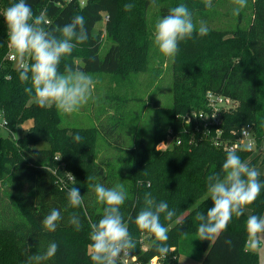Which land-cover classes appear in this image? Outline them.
Here are the masks:
<instances>
[{
    "label": "trees",
    "instance_id": "trees-1",
    "mask_svg": "<svg viewBox=\"0 0 264 264\" xmlns=\"http://www.w3.org/2000/svg\"><path fill=\"white\" fill-rule=\"evenodd\" d=\"M215 0H212L214 4ZM17 0H0V115L7 121L6 137H0V264H25L34 254H43L50 243L58 244L56 254L42 264H92L87 254L91 225L103 215V205L96 199L93 185L106 188L123 185L128 197L121 212L128 220L144 207L146 194L168 204L175 215L171 221L164 219L168 227L180 219L168 231L167 246L174 248L163 264H179L180 256L188 254L187 239H196L203 256L201 264H259L257 252L246 246L245 224L249 215H264V188L256 201L244 214L232 220L226 231L215 241H201L197 236L199 222L197 212L206 214L212 206L208 196L206 178L222 173L227 151L215 146L213 135L204 128L187 122V116L207 109L206 94L209 91L229 97L237 102L235 110L223 115L224 127L229 132L251 125L257 139V150L264 140V0H249L250 16L240 18L229 30H210L206 36L194 32L190 39L178 43L172 76V104L154 103L153 131L147 139L136 134L134 144L123 149L116 143L124 157L108 160L104 165L94 161L95 142L102 135L99 127L78 128L71 131L63 127L64 114L54 106L41 108L33 99L31 80L21 82L16 64L8 60V30L3 12ZM34 15L46 12L49 23L46 29L59 36L55 30L71 22L75 15L85 18L89 39L73 48L70 55L62 57L58 71L65 66L80 69L89 75H109L127 79L130 71L142 69L133 61L142 51L149 32L148 11L156 7L159 18L169 9L185 4L193 22L199 13L209 11L204 0H27ZM132 4L131 10H125ZM128 13L131 25L137 28L122 30V19ZM104 21L105 30L113 40L104 58L100 53L105 39L97 25ZM126 36V37H125ZM125 37V38H124ZM31 125L21 127L27 122ZM111 132L120 128L123 115L115 118ZM26 133L21 137L19 130ZM71 132V133H70ZM79 134L81 141L74 142ZM170 135L181 139V146L158 150V145ZM235 136L233 139H235ZM41 144L46 146L40 147ZM115 144V143H114ZM242 161L254 167L260 157L254 152L235 151ZM61 157V158H60ZM60 158V159H59ZM253 158V159H251ZM59 159V160H58ZM80 162H91L90 173H83ZM264 163V161H263ZM67 164L75 173V181L65 184L56 168ZM259 179L264 183V175ZM71 187L79 188L83 203L78 208L68 204L67 193ZM52 209L60 211L61 219L55 231H48L42 221ZM76 214L80 230L69 223ZM129 232L136 242L133 253L142 251V234L133 222ZM151 236L148 251L141 252L143 261L159 254L155 251ZM230 240L231 244L225 243Z\"/></svg>",
    "mask_w": 264,
    "mask_h": 264
},
{
    "label": "clouds",
    "instance_id": "clouds-1",
    "mask_svg": "<svg viewBox=\"0 0 264 264\" xmlns=\"http://www.w3.org/2000/svg\"><path fill=\"white\" fill-rule=\"evenodd\" d=\"M155 3V0H153ZM248 0H233L236 7L233 15H239L247 6ZM205 7H213L212 0H204ZM132 4H126L125 10H131ZM3 20L8 30V49L16 64L21 82L31 80V87L25 91L34 92L33 99L39 107L54 106L61 114L70 115L87 104L94 88L91 75L80 69L65 66L64 72L58 71L62 57L70 55L73 48L89 39L85 27V18L75 15L71 22L55 30L59 36L46 29L49 23L46 12L34 15L27 0H17L3 12ZM194 32L206 36L209 28L200 21L199 27L193 22L192 14L185 4L170 8L168 15L158 19L153 31V43L165 57H174L178 43L190 39ZM81 136L76 134L74 142L79 143ZM61 158V157H60ZM59 158V159H60ZM58 159V160H59ZM222 173L210 174L206 178L208 196L212 206L206 214L197 212L195 220L199 222L197 236L201 241H215L226 231L233 216L244 214L245 209L260 196L264 183L259 179L260 172L249 163L241 160L235 151H228L222 164ZM74 178V177H73ZM97 202L103 205V215L98 222L91 225L90 243L87 254L92 264H121L136 247V242L129 232L128 224L133 222L141 232L155 237L153 246L160 257H167L173 251L166 242L168 228L162 225L160 217L171 221L175 215L164 201H157L146 194L145 207L133 220H125L121 212L128 193L123 185L106 188L102 184L93 185ZM68 204L78 208L83 203L79 188L71 187L67 193ZM61 219L60 211L52 209L42 221L48 231H55ZM69 223L80 230L79 216L73 214ZM246 246L257 251L264 248V216L249 215L246 220ZM231 244L230 240L225 241ZM58 251V244L50 243L43 254H34L27 258L25 264H42L52 258Z\"/></svg>",
    "mask_w": 264,
    "mask_h": 264
},
{
    "label": "rangeland",
    "instance_id": "rangeland-1",
    "mask_svg": "<svg viewBox=\"0 0 264 264\" xmlns=\"http://www.w3.org/2000/svg\"><path fill=\"white\" fill-rule=\"evenodd\" d=\"M234 7L236 5L233 4V0H215L209 11L196 15L195 24L199 27L200 21H204L210 30H229L238 23L240 18L246 20L251 13L249 0L239 15H233ZM147 19L149 32L144 39L142 51L133 61L134 63L139 62L137 65L142 69L133 73L130 71V77L127 79L109 75H91L94 88L87 104L77 112L70 115L64 114L62 126L69 128V131L74 127L86 129L99 127L102 135L107 136L108 140L102 136L94 144L93 158L96 163L101 165H104L108 160L113 161V159L125 156L123 150H117L114 147L116 143L121 148L126 149L134 144L135 139H138V137L135 138L136 134L147 139L152 135L155 102L159 101L164 107H169L172 104V76L175 56L165 57L153 43L154 26L160 19L156 7L148 11ZM121 25L122 30L124 28L126 32L137 28L136 24L131 25L128 13L123 16ZM97 29L102 32L105 39L104 47L100 53L101 58H104L107 51L112 47L113 40L109 38L105 30L104 21L97 25ZM120 114L123 115V123L120 128H115L111 132V126L114 125L115 118L119 117ZM2 121L0 119V137H6L9 132L1 126ZM30 125L31 122L29 121L21 128L27 129ZM22 129L15 134L16 137H21L26 133ZM44 146L46 145H40V147ZM255 156L260 157V159L254 167L261 175H264V140L261 148L254 151L253 157ZM80 165L83 173H90L91 162H80ZM55 172L66 184L76 179L75 173L69 171L67 164L60 165ZM179 220L171 223L167 227L168 231ZM142 236L146 239V247L149 248L152 243L150 239L152 235L144 232ZM186 242L188 254L180 256L179 264H201L203 253L198 248L196 239L190 236ZM171 249L174 251V248Z\"/></svg>",
    "mask_w": 264,
    "mask_h": 264
},
{
    "label": "built area",
    "instance_id": "built-area-1",
    "mask_svg": "<svg viewBox=\"0 0 264 264\" xmlns=\"http://www.w3.org/2000/svg\"><path fill=\"white\" fill-rule=\"evenodd\" d=\"M8 60L15 64L10 56V53L8 54ZM205 98L207 102V109H202L193 113V115H188L186 117L187 122L194 125L199 123L204 128V131H207L209 135H213L215 146L223 149L224 151L228 152L232 150L254 152L257 149V139L251 125L244 126L240 130L238 137L235 136V131L229 132L224 127L223 115L227 112L235 110L238 106L237 102L213 91H209ZM0 119L3 120L1 126L6 127L7 121L1 115ZM234 136L235 139H233ZM182 144L183 142L181 139L174 135H170L166 140L162 141L158 145L157 149L167 150L173 148L174 146H181ZM61 180L64 181L63 179ZM140 242L142 243L141 252L148 251L145 244L146 239L143 236ZM141 252L133 253L132 251L129 256L123 258L121 264H163L162 257L160 256H155L147 261H143L140 256Z\"/></svg>",
    "mask_w": 264,
    "mask_h": 264
},
{
    "label": "crops",
    "instance_id": "crops-1",
    "mask_svg": "<svg viewBox=\"0 0 264 264\" xmlns=\"http://www.w3.org/2000/svg\"><path fill=\"white\" fill-rule=\"evenodd\" d=\"M264 216V215H263ZM248 249V248H247ZM249 250V249H248ZM250 251H252V250H250ZM258 252V255L260 256L259 257V264H264V248H261V249H259V250H257ZM254 252H256V251H254Z\"/></svg>",
    "mask_w": 264,
    "mask_h": 264
}]
</instances>
